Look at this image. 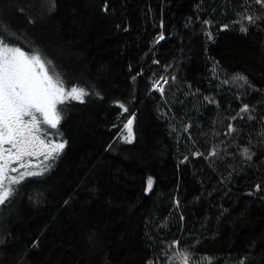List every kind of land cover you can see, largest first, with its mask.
<instances>
[{
	"label": "trees",
	"instance_id": "obj_1",
	"mask_svg": "<svg viewBox=\"0 0 264 264\" xmlns=\"http://www.w3.org/2000/svg\"><path fill=\"white\" fill-rule=\"evenodd\" d=\"M14 1L6 41L41 49L88 95L61 105L68 144L53 168L1 206L0 264H175L179 251L264 264V20L240 30L264 5Z\"/></svg>",
	"mask_w": 264,
	"mask_h": 264
},
{
	"label": "snow or ice",
	"instance_id": "obj_2",
	"mask_svg": "<svg viewBox=\"0 0 264 264\" xmlns=\"http://www.w3.org/2000/svg\"><path fill=\"white\" fill-rule=\"evenodd\" d=\"M49 2L48 11L52 12L56 7L55 0ZM256 3L264 5V0H256ZM258 20H264V17L242 15L240 30L247 32L248 28L244 22L253 25ZM204 23L210 24V21ZM223 28L227 29L228 25H223ZM6 39V36L0 33V206L18 194V186L26 178L44 176L53 168L68 141L63 139L62 134L58 141L47 139L48 133L42 125L57 129L63 119L57 106L69 97L83 101L88 95L86 89L78 85H73L67 90L62 74L56 71L53 61L47 58L41 49L30 48L26 51L23 47L6 42ZM159 39H164L163 34ZM233 81L242 82L243 85L249 84L247 76L243 74H236ZM159 83L156 81L153 88H157ZM164 83H167L166 79ZM159 91L163 93V88L160 87ZM120 107L125 112L128 111L123 104H120ZM249 110L247 104L241 109L243 112ZM132 124L133 119H129L124 125L127 135L123 138L128 143L134 139ZM229 129L233 130L231 125ZM108 147L110 149L112 146ZM215 154L213 150L212 155ZM245 155L249 160L252 158L247 149ZM40 157H43L40 163L34 164L33 158ZM147 184L146 191L151 190V177L148 178ZM256 187L259 189L260 185ZM64 203L68 204L69 201ZM173 243L178 244L177 241ZM191 256L189 252L179 251L175 253V264H188ZM169 264H174V261L170 260ZM240 264L244 262L241 261Z\"/></svg>",
	"mask_w": 264,
	"mask_h": 264
},
{
	"label": "rangeland",
	"instance_id": "obj_3",
	"mask_svg": "<svg viewBox=\"0 0 264 264\" xmlns=\"http://www.w3.org/2000/svg\"><path fill=\"white\" fill-rule=\"evenodd\" d=\"M12 8V9H16V11H18L20 8V6H18L17 5V3L14 1V0H0V15L1 14H3V13H5V12H7V9L8 8ZM16 11H14L13 12V14L16 12ZM18 17V16H17ZM2 19H6V17H2ZM18 19L20 20V21H22L21 19H22V17L21 16H19L18 17ZM17 23H20V22H17ZM0 24H1V26H3V27H7L9 30H10V27H9V25H7L3 20H0ZM51 60V59H50ZM56 71H57V68H56ZM64 78V77H63ZM65 79V78H64ZM66 82V81H65ZM73 85H69L68 86V84H67V82H66V89L67 90H70L71 89V87H72ZM79 86V85H78ZM80 87V86H79ZM69 98H72V99H74V100H77V99H75V98H73V97H69ZM65 101V100H64ZM127 123V122H126ZM125 123V124H126ZM124 124V125H125ZM127 135V129H125L124 128V126H123V128H122V130H121V132H120V142L121 143H126V141L124 140V136H126ZM0 208H1V206H0ZM0 238H1V233H0Z\"/></svg>",
	"mask_w": 264,
	"mask_h": 264
},
{
	"label": "flooded vegetation",
	"instance_id": "obj_4",
	"mask_svg": "<svg viewBox=\"0 0 264 264\" xmlns=\"http://www.w3.org/2000/svg\"><path fill=\"white\" fill-rule=\"evenodd\" d=\"M6 42H8V41H6ZM18 46H20V45H18ZM20 47H23V46H20ZM24 48V47H23ZM26 51H27V49L26 48H24ZM63 103H64V101H63ZM63 103H61V104H59L58 106H57V108H58V111H60L61 113H62V115H63V106H61ZM62 121H63V119L61 120V122H60V124L58 125V128L57 129H53V128H51L50 126H48V125H42V128L48 133V136H47V139H49V140H52V139H55V140H60V138H61V134H62V137H63V139H65L64 138V136H63V133H62V131H61V129H60V127H61V123H62ZM66 140V139H65ZM64 152V151H63ZM62 155V154H61ZM60 155V156H61ZM43 159V157H40L39 159H36V158H33V163L34 164H38V163H40V161ZM59 159V158H58ZM16 165H13V167H15ZM21 171H23V169H21ZM11 175H17L18 173H10ZM29 178V177H28Z\"/></svg>",
	"mask_w": 264,
	"mask_h": 264
},
{
	"label": "built area",
	"instance_id": "obj_5",
	"mask_svg": "<svg viewBox=\"0 0 264 264\" xmlns=\"http://www.w3.org/2000/svg\"><path fill=\"white\" fill-rule=\"evenodd\" d=\"M158 81L160 82L159 85H158V87H157V88H153V90L160 92V91H159V88H160V87L163 88L164 85H165V83H164V79H160V78H159Z\"/></svg>",
	"mask_w": 264,
	"mask_h": 264
}]
</instances>
